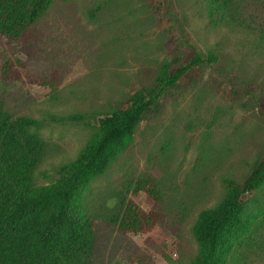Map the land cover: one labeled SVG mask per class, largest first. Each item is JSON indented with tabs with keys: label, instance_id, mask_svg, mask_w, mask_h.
Returning <instances> with one entry per match:
<instances>
[{
	"label": "rangeland",
	"instance_id": "obj_1",
	"mask_svg": "<svg viewBox=\"0 0 264 264\" xmlns=\"http://www.w3.org/2000/svg\"><path fill=\"white\" fill-rule=\"evenodd\" d=\"M234 6L237 20L216 25L208 0H70L56 3L21 41L0 36V99L16 115L57 117L41 130L48 152L38 185L60 178L97 119L153 85L173 54L188 61L196 52L218 53L216 64L190 72L163 96L131 148L90 185L84 207L97 237L90 264H188L197 253L191 227L222 197L221 178L242 180L264 155V0ZM6 59L22 62L14 63L20 78H1ZM54 75L52 99L51 88L33 79ZM75 115L85 120H68ZM142 175L160 183L163 205L149 202L145 191L132 193ZM258 197L256 246L245 241L230 264H264V186ZM130 198L147 212L163 209V221L146 233L119 231L111 220Z\"/></svg>",
	"mask_w": 264,
	"mask_h": 264
},
{
	"label": "trees",
	"instance_id": "obj_2",
	"mask_svg": "<svg viewBox=\"0 0 264 264\" xmlns=\"http://www.w3.org/2000/svg\"><path fill=\"white\" fill-rule=\"evenodd\" d=\"M68 1L0 0V36L9 42L21 41L56 3ZM208 3L211 21L216 25L225 19L237 20L234 0ZM101 8V4L96 5L89 17L94 19ZM218 61L216 51L206 55L196 52L188 61L173 54L159 66L153 85L136 91L125 107L116 106L97 119L95 132L78 156L61 168L60 178L49 184H36L35 174L48 152L41 130L57 119L56 115H16L0 99V264H90L97 242L95 221L84 207L90 185L131 148L140 123L159 109L160 100L181 78ZM14 63L22 62L6 59L3 63L4 81L21 77ZM33 82L49 86L52 99L56 98L57 75L51 80L35 77ZM68 120L85 117L75 115ZM86 125L94 126L89 121ZM221 183L222 197L202 209L191 227L197 253L188 264H230L245 241L248 248L256 246L253 236L262 213L258 192L264 186V155L242 180L224 175ZM140 191L147 192L154 205L164 204L163 189L155 178L139 176L132 193ZM118 207L111 221L121 232L146 233L164 219L163 209L147 212L132 198L120 201Z\"/></svg>",
	"mask_w": 264,
	"mask_h": 264
}]
</instances>
